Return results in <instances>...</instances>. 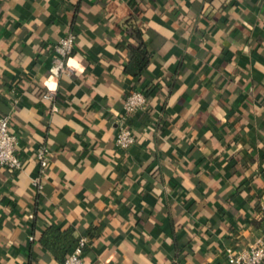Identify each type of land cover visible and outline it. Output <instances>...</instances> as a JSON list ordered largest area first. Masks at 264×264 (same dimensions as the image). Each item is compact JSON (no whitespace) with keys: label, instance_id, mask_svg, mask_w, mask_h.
<instances>
[{"label":"crops","instance_id":"obj_1","mask_svg":"<svg viewBox=\"0 0 264 264\" xmlns=\"http://www.w3.org/2000/svg\"><path fill=\"white\" fill-rule=\"evenodd\" d=\"M132 26L152 53L139 79ZM68 31L73 70L58 76ZM133 90L148 105L122 150ZM7 113L24 165L0 169V264H63L41 241L50 226L91 236L87 264H228L227 247L264 238V0H0Z\"/></svg>","mask_w":264,"mask_h":264},{"label":"built area","instance_id":"obj_2","mask_svg":"<svg viewBox=\"0 0 264 264\" xmlns=\"http://www.w3.org/2000/svg\"><path fill=\"white\" fill-rule=\"evenodd\" d=\"M75 47L76 35L73 32H68L57 41L53 48L52 74L59 76L73 70L68 63V58L74 52ZM43 96L52 101L56 98L52 90H47ZM147 105L145 92L133 90L127 95L123 110L117 120L115 144L119 149L128 150L136 143L137 136L130 121L136 113L145 111ZM52 110H58L56 104H53ZM11 120L10 113L0 115V169L6 168L9 172L16 173L22 169L24 162L18 152L19 137L10 130ZM35 155L41 174H43L50 164V150L46 146H40ZM37 187L41 188V183ZM90 241V235L82 236L63 264H87L84 251ZM225 257L228 264H264V238H259L253 244L242 248L229 246L225 249Z\"/></svg>","mask_w":264,"mask_h":264},{"label":"trees","instance_id":"obj_3","mask_svg":"<svg viewBox=\"0 0 264 264\" xmlns=\"http://www.w3.org/2000/svg\"><path fill=\"white\" fill-rule=\"evenodd\" d=\"M68 32H72V31H68ZM128 33H129V35L138 39V42L136 45L135 44H129V46H128L129 47V59H128V62L125 66V70L127 73L132 75L134 78L139 79L143 75L145 70L148 69V67L150 65V62L152 59V53L150 52V50L146 46V44H145V42L141 36L140 28H138L137 26H132L131 29L128 31ZM53 48H54V46H53ZM45 92L46 91L43 92L42 98H44L43 95ZM144 92L147 96L148 91L144 90ZM55 100H56V98H55ZM54 234H56V235H54ZM59 236H62V238L64 239L65 246L63 248L61 247L60 249H57L54 247V243H52V244L49 243V240H51V238H57L59 240ZM41 241L44 242L45 245H49L52 248L54 254L59 259H61V261L64 262L67 255H68L67 254L68 249L72 246V244L74 242L78 241V239L76 240V238L74 237L73 229H68L67 231H62L61 229H59L56 226H50L43 233V235L41 237ZM58 242H60V240Z\"/></svg>","mask_w":264,"mask_h":264}]
</instances>
